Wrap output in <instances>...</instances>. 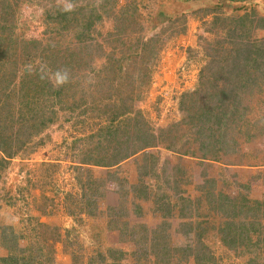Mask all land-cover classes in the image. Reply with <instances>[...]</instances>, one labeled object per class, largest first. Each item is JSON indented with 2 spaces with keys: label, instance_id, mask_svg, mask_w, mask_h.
<instances>
[{
  "label": "rangeland",
  "instance_id": "1",
  "mask_svg": "<svg viewBox=\"0 0 264 264\" xmlns=\"http://www.w3.org/2000/svg\"><path fill=\"white\" fill-rule=\"evenodd\" d=\"M69 2L0 0V264H264V0Z\"/></svg>",
  "mask_w": 264,
  "mask_h": 264
},
{
  "label": "clouds",
  "instance_id": "2",
  "mask_svg": "<svg viewBox=\"0 0 264 264\" xmlns=\"http://www.w3.org/2000/svg\"><path fill=\"white\" fill-rule=\"evenodd\" d=\"M57 2L58 4L63 5V11H72L74 9V5L69 2V0H57ZM29 71H31V68H29ZM40 71L41 73H44L41 78L43 79L47 77L49 82L52 83L53 87H61L69 82V74L66 70H57L52 75H47L43 67H41Z\"/></svg>",
  "mask_w": 264,
  "mask_h": 264
},
{
  "label": "crops",
  "instance_id": "3",
  "mask_svg": "<svg viewBox=\"0 0 264 264\" xmlns=\"http://www.w3.org/2000/svg\"><path fill=\"white\" fill-rule=\"evenodd\" d=\"M177 1L180 2V0H177ZM184 1H186V0H184ZM192 1L193 0H189V2H192ZM197 1H200V0H197ZM201 1L208 2L209 0H201ZM215 1H217V0H212V3ZM220 1H221L223 8H229V9H231V8H242L243 6L249 5L250 7L249 6L248 7L251 10V8L256 5L255 4L256 0H251V1H249V0H220ZM225 4L227 5V7H225L226 6ZM243 8H245V7H243Z\"/></svg>",
  "mask_w": 264,
  "mask_h": 264
},
{
  "label": "trees",
  "instance_id": "4",
  "mask_svg": "<svg viewBox=\"0 0 264 264\" xmlns=\"http://www.w3.org/2000/svg\"><path fill=\"white\" fill-rule=\"evenodd\" d=\"M241 198H242V201H243L242 203H244V205H242V206L244 207V206L248 205L247 203L249 202V200H247V199L245 198V196H243V195L239 198L240 201H241ZM247 198H248V197H247ZM248 199H249V198H248ZM45 230H46V229H45ZM47 230H50V227H47ZM52 232L55 233V232H56V228H54V231H52ZM58 236H59V237L56 238L57 240L60 239L61 234H58Z\"/></svg>",
  "mask_w": 264,
  "mask_h": 264
}]
</instances>
